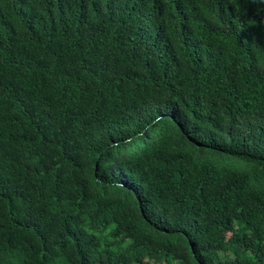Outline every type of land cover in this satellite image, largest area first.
I'll list each match as a JSON object with an SVG mask.
<instances>
[{"label": "trees", "instance_id": "obj_1", "mask_svg": "<svg viewBox=\"0 0 264 264\" xmlns=\"http://www.w3.org/2000/svg\"><path fill=\"white\" fill-rule=\"evenodd\" d=\"M0 264H264V0H0Z\"/></svg>", "mask_w": 264, "mask_h": 264}]
</instances>
